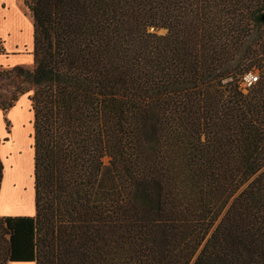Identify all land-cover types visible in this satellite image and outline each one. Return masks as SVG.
<instances>
[{
    "label": "trees",
    "instance_id": "1",
    "mask_svg": "<svg viewBox=\"0 0 264 264\" xmlns=\"http://www.w3.org/2000/svg\"><path fill=\"white\" fill-rule=\"evenodd\" d=\"M24 4L0 108L32 92L35 213L0 264H264V0Z\"/></svg>",
    "mask_w": 264,
    "mask_h": 264
},
{
    "label": "rangeland",
    "instance_id": "2",
    "mask_svg": "<svg viewBox=\"0 0 264 264\" xmlns=\"http://www.w3.org/2000/svg\"><path fill=\"white\" fill-rule=\"evenodd\" d=\"M4 8V11L2 10ZM0 66L8 68L17 64L33 66L34 23L24 0H0ZM4 21H3V20ZM159 33H164L159 31ZM248 73L260 76L258 69ZM1 85V83H0ZM243 90H248L241 84ZM2 93V90H0ZM23 94L12 109V125L9 145L5 148V170L1 186L0 205L9 198L24 197L27 213L34 214V115L30 96ZM2 113L0 122H2ZM4 121V119H3ZM7 137H9L7 135ZM5 138V137H4ZM22 154V155H21ZM15 201V200H14Z\"/></svg>",
    "mask_w": 264,
    "mask_h": 264
},
{
    "label": "crops",
    "instance_id": "3",
    "mask_svg": "<svg viewBox=\"0 0 264 264\" xmlns=\"http://www.w3.org/2000/svg\"><path fill=\"white\" fill-rule=\"evenodd\" d=\"M2 10L4 11V8L2 7ZM1 20V19H0ZM3 20V19H2ZM4 21V20H3ZM4 54H2L0 52V56H2ZM18 102V101H17ZM16 106V105H15ZM14 106V107H15ZM13 107V108H14ZM11 108L10 110H8L7 112H4L1 108H0V114L2 113V117L4 119H2V122H0V138H4V137H7V135L9 136L8 137V140L7 141H4L1 143L0 145V156H1V159L3 161V164H5V148L9 145V142H10V134H11V129L13 128V125H12V115H11V112H12V109ZM7 119L9 120L10 122V131H8V126H7ZM22 155V154H21ZM5 168V166H4ZM5 170V169H4ZM4 178V176H3ZM3 182V181H2ZM1 191V190H0ZM35 196V195H34ZM0 202H1V195H0ZM34 213H35V204H34ZM27 213H23V212H16V211H13L11 210V208L9 206H6V205H0V216H8V215H12V216H16V215H25ZM9 264H35V262H17V261H10Z\"/></svg>",
    "mask_w": 264,
    "mask_h": 264
},
{
    "label": "bare ground",
    "instance_id": "4",
    "mask_svg": "<svg viewBox=\"0 0 264 264\" xmlns=\"http://www.w3.org/2000/svg\"><path fill=\"white\" fill-rule=\"evenodd\" d=\"M14 200H11L8 198L7 201L5 202L6 206H9L11 210L16 211V212H27V207H26V202L24 201V197H13Z\"/></svg>",
    "mask_w": 264,
    "mask_h": 264
},
{
    "label": "built area",
    "instance_id": "5",
    "mask_svg": "<svg viewBox=\"0 0 264 264\" xmlns=\"http://www.w3.org/2000/svg\"><path fill=\"white\" fill-rule=\"evenodd\" d=\"M259 80V75L253 73H247L242 80V84L247 89L255 84Z\"/></svg>",
    "mask_w": 264,
    "mask_h": 264
},
{
    "label": "water",
    "instance_id": "6",
    "mask_svg": "<svg viewBox=\"0 0 264 264\" xmlns=\"http://www.w3.org/2000/svg\"><path fill=\"white\" fill-rule=\"evenodd\" d=\"M263 20H264V15H263ZM162 32L164 31V30H161Z\"/></svg>",
    "mask_w": 264,
    "mask_h": 264
}]
</instances>
